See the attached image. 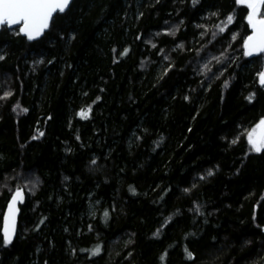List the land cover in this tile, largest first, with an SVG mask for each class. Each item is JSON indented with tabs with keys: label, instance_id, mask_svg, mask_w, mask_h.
Masks as SVG:
<instances>
[{
	"label": "trees",
	"instance_id": "16d2710c",
	"mask_svg": "<svg viewBox=\"0 0 264 264\" xmlns=\"http://www.w3.org/2000/svg\"><path fill=\"white\" fill-rule=\"evenodd\" d=\"M69 7L39 41L0 31V264H264V153L241 135L264 118V56L242 54L247 10L234 0ZM216 11L235 15L222 34ZM37 178L5 247L4 185Z\"/></svg>",
	"mask_w": 264,
	"mask_h": 264
},
{
	"label": "snow or ice",
	"instance_id": "6c2138e0",
	"mask_svg": "<svg viewBox=\"0 0 264 264\" xmlns=\"http://www.w3.org/2000/svg\"><path fill=\"white\" fill-rule=\"evenodd\" d=\"M200 0H191L192 6L195 7ZM72 0H0V31H5L7 29H13V34L17 37H24L29 42L39 41L42 37L46 38L47 34L50 33L52 29L55 28V18L66 14V11L70 10V4ZM159 3V0H157ZM234 6L246 9V15L244 20L246 21L247 28L250 30V34H246L241 38L242 42V54L245 57L252 56H264V0H234ZM211 16H215L219 23L215 24L214 27L219 33H224L229 30V26L234 22L235 15L227 14L224 19H220L219 11L210 13ZM182 24L183 21H180ZM197 28H204L203 24L196 25ZM179 31V27L173 28L171 31L166 32L165 35L175 37L176 33ZM208 29H205V33ZM159 35V33H157ZM203 33L201 38H203ZM213 38L216 37V32L212 33ZM231 41L237 40L238 34H232ZM63 39V36L59 37ZM75 39V37H71ZM141 37L137 36L136 39L139 40ZM146 43L151 44L152 48H157L155 43H152L150 40L145 41ZM232 44L229 43V47ZM177 48L183 49L184 44H177ZM202 50V49H201ZM115 51V49H113ZM175 51V48L173 49ZM163 54V49L160 50ZM128 49L123 50V55H127ZM223 57V53H222ZM222 57H213L216 60L217 64L222 63ZM167 59V57H164ZM226 59V57H223ZM6 56L0 54V61H4ZM38 63H44L43 60L38 61ZM52 63V61H49ZM143 63V62H142ZM211 63V62H209ZM204 68L211 72L208 64L204 65ZM170 70V69H169ZM167 74V73H165ZM216 79H219L223 75V72H218L214 74ZM258 83L260 87L264 88V71L257 73ZM224 87H228V82H224ZM103 91V90H102ZM11 95L10 93L5 94V98ZM87 95V93H85ZM255 93H251L247 99L249 103L252 102ZM99 99V98H98ZM187 100L188 97H185ZM19 107V105H17ZM24 112H27V109H23ZM91 112V107L87 109H81L78 113L81 119H89V113ZM48 119H52L51 116ZM43 135V133H40ZM241 135L246 136L247 143L251 152L257 154L264 153V118H261L259 123L252 129L241 133ZM35 139V137H33ZM79 139V136L77 137ZM237 140L234 138L232 143L235 144ZM95 164V160L92 161ZM213 173L208 172V175L211 176ZM203 179V177H201ZM40 181L39 178L35 180H30L28 184H17L14 188L9 187L5 183L4 188H7L10 195V199L7 204V212L3 217V246L7 247L13 243V237L16 232V216L20 212V209L17 207L18 204L25 203V189H28L29 195H35L36 189L38 188ZM29 184L31 187L29 188ZM130 191L135 194L134 189ZM190 190L185 188L184 192L187 193ZM3 191H0V195H3ZM197 212L200 211L199 207L196 209ZM109 213L104 212V216L108 217ZM46 217L40 221V224L44 223ZM260 227V225H257ZM38 230V229H37ZM91 230V226H89ZM264 230V229H262ZM159 230L157 232V235ZM192 235H195L194 233ZM185 258L193 262L196 261V255L190 251L187 247L184 248ZM100 254V246H97L94 250L91 251V256H97ZM166 255V254H165ZM164 257L162 256L161 259ZM46 264V262H45Z\"/></svg>",
	"mask_w": 264,
	"mask_h": 264
},
{
	"label": "water",
	"instance_id": "95a60500",
	"mask_svg": "<svg viewBox=\"0 0 264 264\" xmlns=\"http://www.w3.org/2000/svg\"><path fill=\"white\" fill-rule=\"evenodd\" d=\"M73 1V0H72ZM26 39V38H25ZM27 40V39H26ZM28 41V40H27ZM252 57H255V56H252ZM261 71H264V67L262 68V70ZM8 204V203H7ZM19 205L20 204H18L17 205V207L19 208ZM7 212V205H6V208H5V210H4V213H3V217H4V215H5V213ZM3 217H2V224H1V233H2V237H3ZM18 218H19V213H18V215L16 216V229H17V224H18ZM15 236H16V232H15ZM15 236L13 237V240L15 239Z\"/></svg>",
	"mask_w": 264,
	"mask_h": 264
}]
</instances>
